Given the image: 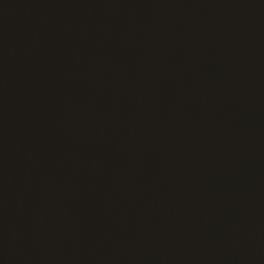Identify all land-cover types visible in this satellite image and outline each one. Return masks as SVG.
<instances>
[{
	"label": "water",
	"instance_id": "obj_1",
	"mask_svg": "<svg viewBox=\"0 0 264 264\" xmlns=\"http://www.w3.org/2000/svg\"><path fill=\"white\" fill-rule=\"evenodd\" d=\"M0 264H264V0H0Z\"/></svg>",
	"mask_w": 264,
	"mask_h": 264
}]
</instances>
